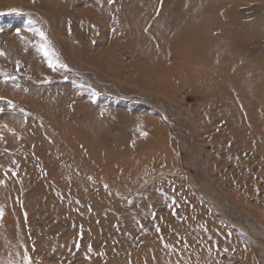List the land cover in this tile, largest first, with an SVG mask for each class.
<instances>
[{"label": "rangeland", "instance_id": "1", "mask_svg": "<svg viewBox=\"0 0 264 264\" xmlns=\"http://www.w3.org/2000/svg\"><path fill=\"white\" fill-rule=\"evenodd\" d=\"M0 52V264H264V0H0Z\"/></svg>", "mask_w": 264, "mask_h": 264}, {"label": "snow or ice", "instance_id": "2", "mask_svg": "<svg viewBox=\"0 0 264 264\" xmlns=\"http://www.w3.org/2000/svg\"><path fill=\"white\" fill-rule=\"evenodd\" d=\"M98 2H99V0H98ZM113 2H114V0H109V3H113ZM35 31L41 37V39L47 40V36H46V34L43 31H41L39 29H36ZM17 34L19 35V33H17ZM44 54H45V56H48V52H47L46 49H44ZM0 55H3V53L0 52ZM48 64H49L50 68H53V70H55V65H54V63L51 60H49ZM10 106L11 107H15L14 105H10ZM3 111H4L3 109H0V113H2ZM144 135H147V134L144 133ZM89 250H91L90 246H89ZM25 260H26V264H31V259L29 257L25 256Z\"/></svg>", "mask_w": 264, "mask_h": 264}, {"label": "bare ground", "instance_id": "3", "mask_svg": "<svg viewBox=\"0 0 264 264\" xmlns=\"http://www.w3.org/2000/svg\"><path fill=\"white\" fill-rule=\"evenodd\" d=\"M52 2H53V1H52ZM54 3H55V2H54ZM56 3H57V2H56ZM56 3H55V4H56ZM55 4H54V6H55ZM142 20H143V19H142ZM149 20H150V19H149ZM135 21H136V20H135ZM135 21H134V22H135ZM147 22H148V21H147ZM133 24H134V23H133ZM135 24H136V23H135ZM215 34H216V33H215ZM64 43H65V42H64ZM148 44H149V43H148ZM175 48H176V47H175ZM98 50H99V49H98ZM155 50H156V49H155ZM173 50H174V49H173ZM177 50H178V49H177ZM182 50H183V49H182ZM103 51H104V50H103ZM179 52H180V51H179ZM181 52H182V51H181ZM181 52H180V53H181ZM102 54H103V53H102ZM165 55H166V54H165ZM95 58H96V56H95ZM104 60H105V59H104ZM182 64H183V63H182ZM177 66H178V65H177ZM108 69H109V68H108ZM187 74H188V73H187ZM183 75H184V74H183ZM257 133H258V132H257ZM242 138H244V137H242ZM245 139H246V138H245ZM242 141H243V140H242ZM263 151H264V150H263ZM205 164H206V163H205ZM213 184H214V183H213Z\"/></svg>", "mask_w": 264, "mask_h": 264}]
</instances>
